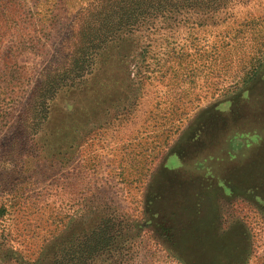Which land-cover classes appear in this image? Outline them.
Here are the masks:
<instances>
[{
	"label": "rangeland",
	"instance_id": "rangeland-1",
	"mask_svg": "<svg viewBox=\"0 0 264 264\" xmlns=\"http://www.w3.org/2000/svg\"><path fill=\"white\" fill-rule=\"evenodd\" d=\"M94 1L0 0V264L104 220L123 264H264V0L155 19L46 100Z\"/></svg>",
	"mask_w": 264,
	"mask_h": 264
},
{
	"label": "trees",
	"instance_id": "trees-1",
	"mask_svg": "<svg viewBox=\"0 0 264 264\" xmlns=\"http://www.w3.org/2000/svg\"><path fill=\"white\" fill-rule=\"evenodd\" d=\"M231 2L232 0H95L79 19L77 35L80 43L78 50L73 53L75 58L71 62L69 60L68 68L57 75L59 78L52 77L42 89L47 96L46 100L50 99L59 86H66V81L79 79L83 73L92 69L109 46L116 44L122 36H130L140 26L148 25L158 18H166L179 10L196 8L218 11ZM120 226L121 224L116 225L111 220H104L88 234L58 237L49 247L54 248V251L49 252L53 256L46 263L123 264L128 233H123ZM48 249L43 250L42 257Z\"/></svg>",
	"mask_w": 264,
	"mask_h": 264
}]
</instances>
